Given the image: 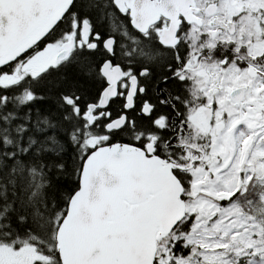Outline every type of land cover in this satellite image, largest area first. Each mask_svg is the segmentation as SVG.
<instances>
[{
	"label": "snow or ice",
	"instance_id": "obj_1",
	"mask_svg": "<svg viewBox=\"0 0 264 264\" xmlns=\"http://www.w3.org/2000/svg\"><path fill=\"white\" fill-rule=\"evenodd\" d=\"M0 264H264V0H0Z\"/></svg>",
	"mask_w": 264,
	"mask_h": 264
},
{
	"label": "trees",
	"instance_id": "obj_2",
	"mask_svg": "<svg viewBox=\"0 0 264 264\" xmlns=\"http://www.w3.org/2000/svg\"><path fill=\"white\" fill-rule=\"evenodd\" d=\"M93 23H96L95 19H93ZM96 27H97V30H99L101 34L104 35L108 32L109 26L107 22H101V23H96ZM119 39L120 37L117 36V40ZM101 59H103V56H101L98 53L96 55V62H99ZM74 79L80 80V81L85 80V78L79 73V70L75 68L68 71L69 82H73ZM85 87H86V91L84 93L85 102H89L96 98L102 85L99 82H96L94 80H89L87 81ZM37 91H38V94L44 96V99L41 101H38L36 107H38L42 112H51L54 116H56L57 115L56 92L58 91V89L50 88L48 85H42L40 88L37 89ZM68 155L69 157L71 156L70 150H69ZM67 163L71 165V159H69ZM58 185L61 190L70 188L72 186L70 181L66 178H61V180L58 182Z\"/></svg>",
	"mask_w": 264,
	"mask_h": 264
},
{
	"label": "flooded vegetation",
	"instance_id": "obj_3",
	"mask_svg": "<svg viewBox=\"0 0 264 264\" xmlns=\"http://www.w3.org/2000/svg\"><path fill=\"white\" fill-rule=\"evenodd\" d=\"M118 52H119V49H118ZM114 63H122V65L127 68L128 65H127V62L123 60V58L121 57H118L116 59L113 60ZM133 71H139V67L138 66H135L133 65ZM115 107V106H114ZM113 115H116L115 111L113 112Z\"/></svg>",
	"mask_w": 264,
	"mask_h": 264
}]
</instances>
